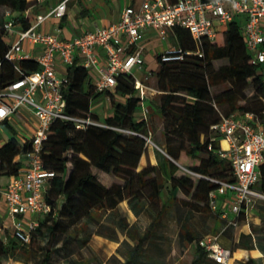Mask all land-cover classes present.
I'll return each mask as SVG.
<instances>
[{
  "label": "trees",
  "instance_id": "16d2710c",
  "mask_svg": "<svg viewBox=\"0 0 264 264\" xmlns=\"http://www.w3.org/2000/svg\"><path fill=\"white\" fill-rule=\"evenodd\" d=\"M32 5L30 0H0V7L10 10V16L0 11V90L20 77L14 63L5 57L8 43L3 23L11 17L23 29L27 28L29 21L23 13ZM171 34L175 45L191 53L181 60L166 62L157 56L159 69L153 85L159 93L156 99L155 95L148 100L162 118V141L154 139L161 149L156 151L157 163L139 167L148 148L145 138L148 126L144 120L135 118L141 98L135 94L134 77L119 74L113 91H97L83 65H66L62 87L65 113L106 126L89 124L77 128L68 119H55L50 124L41 150L43 167L55 173L45 193L50 210L39 218L28 243L21 242L11 232L5 241L0 238V261L11 251L26 254L35 239L45 236L42 229L46 228V249L37 247L41 251L45 249L42 264H48L50 248L59 233L68 234L72 227L89 217L92 209H112L125 199L145 201L147 208L158 215L169 198L188 211L220 215L219 210L213 211L209 206L208 194L217 187L210 178L233 181L234 176L229 162L216 154L215 142L212 149L208 148L210 127L219 121L221 114L234 111L259 114L264 103L254 109L242 101L249 85L254 87L256 95L264 97V83L250 62L237 23L230 22L214 38L200 42L185 28H175ZM217 60L226 63L215 67L213 63ZM16 65L23 72L39 69L34 59H21ZM225 83L229 86L221 92H212V87ZM103 92L109 96L112 114L99 120L90 107L92 100ZM113 93L124 97V101H116ZM3 124L12 128L7 121ZM28 148V141L21 142L14 132L0 144V178L8 180L21 171V156ZM259 170L261 176L256 188L264 191V163ZM243 214L242 211L239 220ZM147 237L149 234L137 238L136 245ZM190 242L194 247L192 264L206 260L207 253L199 239L191 236Z\"/></svg>",
  "mask_w": 264,
  "mask_h": 264
},
{
  "label": "built area",
  "instance_id": "2783aa9c",
  "mask_svg": "<svg viewBox=\"0 0 264 264\" xmlns=\"http://www.w3.org/2000/svg\"><path fill=\"white\" fill-rule=\"evenodd\" d=\"M70 1L57 0L45 13L34 17L29 12L32 5L23 13L29 21V26L24 29L11 17L3 23V28L11 37L5 57L14 63L20 77L0 90V123L9 122L21 108H27V113L35 120L32 135L21 141L29 143V148L21 156L23 167L17 175L8 178L0 190L5 215L11 221V233L23 243L30 241L39 218L50 210L45 193L55 173L45 169L41 159L50 124L55 119H68L77 128L89 124L106 126L90 118L65 113L62 87L66 78L65 73L64 76L57 75L58 63L72 65L78 56L81 65L90 72L97 66L96 50L102 49L104 66L98 68L93 82L95 89L113 91L119 74H131L134 90L138 92L143 106L147 98L159 93L154 85L148 83V75L143 78L135 76V72L143 67L141 39L146 30L155 31L165 41L173 29L185 28L200 42L214 38L217 32L224 29L222 25L235 22L240 26L250 62L256 66L257 74L264 83V0H135L121 9L116 22L97 26L70 39L60 35L59 26L55 33L42 31L44 22L59 20L66 15ZM6 15L10 16V12ZM27 44L40 46V53L34 57L25 50ZM189 53L191 51L173 44L163 49L158 58L164 62L181 60ZM21 59L36 60L39 69L23 72L16 65ZM142 113L147 114L146 107H143ZM210 131L208 148L212 149L215 142V152L229 162L234 180L210 178L217 187L208 194L209 206L213 211L218 210L219 198L223 197L233 214V219H228V213L220 211V216L226 221L224 229L227 226L236 227L242 211L246 212L256 201L264 200V191L256 188L261 176L259 166L264 163V108L259 114L252 111L221 114ZM145 138L150 141L149 136ZM202 242L208 257L220 264L229 262L231 252L218 243L216 235L207 234Z\"/></svg>",
  "mask_w": 264,
  "mask_h": 264
},
{
  "label": "rangeland",
  "instance_id": "374dc122",
  "mask_svg": "<svg viewBox=\"0 0 264 264\" xmlns=\"http://www.w3.org/2000/svg\"><path fill=\"white\" fill-rule=\"evenodd\" d=\"M112 8L120 7L125 0H105ZM133 1V0H128ZM103 3V0H94L88 5L91 8L99 7ZM1 11V8H0ZM226 28V25H222ZM172 34L169 32V37L167 41L172 40ZM5 40L10 43L11 37L5 35ZM226 63L225 60H217L213 64L215 67L220 64ZM155 67L152 69V75H150L148 83L153 85L155 83V76L159 69V62L156 59ZM229 86V83L212 87V92H221L223 89ZM245 100L243 103L250 105L252 108H257L260 104L264 103V99L261 96L256 95L254 92V87L249 85L244 90ZM158 95L155 96V99ZM117 101V100H116ZM91 110L99 116V119H103L105 115L112 112V107L110 104V99L108 94L101 93L97 98L91 102ZM154 108L150 107V114H154L157 118H160V114L154 111ZM28 121V116L21 108L18 112L9 119V123L12 128L7 125L0 123V144H2L12 133L22 141L23 135H26L25 139H28L33 131L27 130L23 126V121ZM154 120V119H153ZM29 122L31 120L29 119ZM33 125V122H31ZM155 131L152 134H148L150 141L147 142L148 148H153L156 151H161V149L154 142L155 140H160L159 129H158V119H155ZM35 127V125H34ZM153 128V127H152ZM150 128V129H152ZM14 129V131H13ZM5 179L2 176L0 178V189H3ZM165 192V189L163 190ZM264 201V200H262ZM167 205L164 211L158 215L152 209H147L145 201L134 202L131 204L132 211L135 210L136 213H140V217L136 216L134 219L128 221L126 216H121L117 220L112 221L106 214L107 211L101 213L104 215L101 217L103 223L96 225L90 224L88 221L80 222L75 227L70 230L68 234L59 233L57 235V240L54 241L51 246V253L49 257L48 264H192L194 257V247L187 248L183 246L180 241L179 232L187 227L193 230L198 238L203 239L206 232L210 231L212 226V217L205 213L188 212V209L184 208L175 200H170L166 202ZM123 202V205L127 208V204ZM1 206V205H0ZM132 214V212L130 213ZM107 215V216H106ZM132 215V216H133ZM181 217H186L181 224ZM136 224V225H135ZM6 227H4V226ZM135 225V226H134ZM10 223L7 219L0 218V238L5 241V237L9 233ZM135 227V229H134ZM153 229L154 234L163 235L158 236L165 241V249L162 251L154 250V245H146L147 249H140L142 252H146V255L138 254V250L134 252L132 258L129 255V251L134 245L136 246V237L139 230L140 232L146 231L147 229ZM229 227L225 228L228 231ZM45 236L35 239L33 247L29 248L26 254H22L19 250L11 251L4 257H2L0 264H42L43 253L45 252V245L47 242V230L42 229ZM144 231V232H145ZM139 233L138 235H140ZM67 239V242L63 243ZM221 239V237H220ZM161 244V243H160ZM37 246L45 247L44 250H40ZM222 246V245H221ZM224 247V246H223ZM136 249V248H135ZM30 250V251H29ZM132 253V251L130 252ZM154 255L159 260L154 261L148 258V255ZM151 257V256H149ZM207 258H209L207 256ZM229 260L227 264H236L234 259ZM125 260V261H123ZM215 262V261H214ZM218 263V262H215ZM198 264H210L207 261H202ZM220 264V263H218Z\"/></svg>",
  "mask_w": 264,
  "mask_h": 264
},
{
  "label": "crops",
  "instance_id": "0c3cea01",
  "mask_svg": "<svg viewBox=\"0 0 264 264\" xmlns=\"http://www.w3.org/2000/svg\"><path fill=\"white\" fill-rule=\"evenodd\" d=\"M33 3V6L30 9V16L34 17L37 14H43L47 11V8L53 4L56 3L57 0H41L39 2H36L35 0H30ZM94 0L91 1H81V0H71L68 2L67 6V12L66 15L62 19H49L46 22H44L41 26V30L49 33H55L56 27H61L60 35L66 39H70L73 36L83 33L87 30H93L97 26H106L113 22H116L120 17L121 9L130 3H133L135 0L128 1L125 0L123 4L120 7L112 8L105 0H103V3L100 4L99 7H96L97 9L91 8L88 4L91 3ZM1 12L7 16L6 14L10 12L9 9L5 7H0ZM174 42L171 40L168 42L167 40H161L155 31L153 30H146L142 36L141 39V45L143 46L142 50V56L144 59L143 67L138 71L135 72V76L139 78H143L145 75H148L150 78V75H152V69L155 67V62L157 59L158 54L165 49L169 45H173ZM26 51H29L34 57L37 56L40 53V46L38 45H29L27 44L25 47ZM96 57H97V66L96 68H93L89 72L90 81L93 83L95 79L97 78L98 74V68H102L104 66V51L102 49L96 50ZM74 64H81L80 57H75ZM56 73L59 76H64L65 73V66L62 64L56 65ZM135 94H138V92H135ZM113 97L117 101H124V97L113 93ZM150 98H147L143 102V106L140 104L137 111L135 112V118L136 120H144L148 126V134H152V131L154 133L155 131V119H158V129H159V136L160 140L162 141V118H157L154 114H150V106L148 104V100ZM143 107H146L147 114L144 115L142 113ZM24 112L28 116L27 119L23 121V126L27 130L33 131L35 120L29 113H27V108H22ZM155 111V110H154ZM94 113V112H93ZM112 112L109 110V112L105 115H111ZM29 119L31 122H33V125L31 122H29ZM154 119V120H153ZM102 120V119H99ZM153 127V128H152ZM152 128V129H150ZM152 130V131H151ZM26 135H23V138H25ZM23 141V140H22ZM159 160L158 155L156 154V150L153 148H147V151L142 155L139 167H143L147 163L150 164H156ZM7 180H5V183ZM4 183V184H5ZM2 190V189H0ZM164 198L167 200V196L165 195ZM163 198V199H164ZM171 199L169 198V201ZM172 201V200H171ZM123 202L127 204V208L123 205ZM135 201H129L128 199L122 200L118 203V205L112 209H92L90 211L89 217L83 219L80 222H86L88 221L90 224H96L99 225L101 222L103 223L101 217L104 216L101 211L105 212L107 211V215L110 218V220L115 221L121 216H126L128 221H132L134 218V213L136 216L140 217V213H136L133 209L131 204H133ZM125 204V205H126ZM0 218L1 220L7 219L10 223L9 226V232H11V221L9 218L6 217L5 211H4V205L2 196L0 193ZM147 206V205H146ZM147 208V207H146ZM148 209V208H147ZM218 210H225L228 213V219H233V214L229 211V206L225 203V200L223 197L219 198L218 201ZM132 212V214H130ZM189 212V211H188ZM192 212V211H191ZM198 213V212H197ZM212 217V226L210 227V231L206 232L204 234H213L217 236L218 243L224 246V248H228L231 252V258L233 255V259L236 264H264V201L258 200L255 202V204L249 208L246 212H244L242 218L238 220V224L236 227L228 226L229 230L225 231L224 227L226 224V221L220 216L216 215L215 213H205ZM106 215V216H107ZM133 215V216H132ZM186 220V217L180 216L181 224L183 225ZM79 222V223H80ZM77 225V224H76ZM75 225V226H76ZM136 225V224H135ZM134 225V226H135ZM4 226V225H3ZM74 226V227H75ZM6 227V226H4ZM73 228V227H72ZM72 228L70 230H72ZM135 229V227H134ZM136 237H133L134 240H137V238H142L144 235L149 234V237L144 239L140 245H134L129 251V255L134 258L133 256L135 250H138V254L146 255V252H142L140 249H147L146 245H154V250L162 251L165 249V241L161 238H158V236L161 237L163 235L161 234H154L153 229H147L145 232H140L139 230ZM180 234V241L183 244V246H186L188 249L193 247V242H190V237H196L198 238L193 230L188 229L185 227L183 230L179 232ZM203 236V237H204ZM221 237V239H220ZM201 245H203L202 239L198 238ZM161 243V244H160ZM136 248V249H135ZM132 251V253H130ZM135 255V254H134ZM151 256V257H149ZM148 258L153 259L157 262L160 258L155 257L154 255H148ZM230 258V259H231ZM125 261V260H123ZM210 264H218L215 263L212 258H206V260Z\"/></svg>",
  "mask_w": 264,
  "mask_h": 264
}]
</instances>
